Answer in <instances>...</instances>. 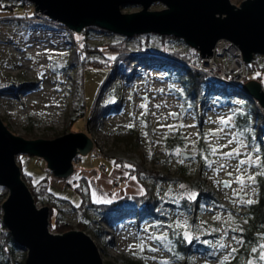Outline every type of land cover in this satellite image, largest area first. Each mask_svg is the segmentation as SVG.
<instances>
[{
    "label": "rangeland",
    "instance_id": "rangeland-1",
    "mask_svg": "<svg viewBox=\"0 0 264 264\" xmlns=\"http://www.w3.org/2000/svg\"><path fill=\"white\" fill-rule=\"evenodd\" d=\"M243 1L232 0L237 6ZM0 2L12 4L16 3V0ZM163 8L162 4H155L152 7L154 10ZM139 10V6L123 8L124 12ZM34 12V8L27 10L24 7H17V13L21 15L31 16ZM34 18L26 17L23 20L13 17L0 18V116L15 135L27 139L52 140L67 133L84 132L94 141V149L86 155H81L78 164L75 162L77 165L74 174L66 179L49 178L44 172V167L48 168L45 160L39 163L38 157L24 154L17 158L23 171L33 176L32 181L35 183L45 177L49 178L47 181L51 191L73 205H80L82 202L83 196L76 187L80 186L84 178L89 182V175L85 172L95 171L100 175L104 173L108 175L114 166L111 158L131 163L141 162L145 168L161 173L166 180L160 184V194L166 200L173 199L178 202L177 200L187 198L191 193H196L195 199L198 198V192L192 189L195 183L212 194V201L207 203L200 200L201 207L196 211L184 209L177 211L168 207L169 219L163 215L158 219L148 218L144 222L138 218H129L121 221L118 226H111L90 211L89 214L95 217V221L89 230L83 231L93 238L105 264H132L131 262L162 264L163 261H167V264H187L188 257L179 259L173 256L175 247L170 239V232L173 229L182 231L183 236L185 232L190 233L191 240H186L188 243L193 242L190 258L196 264H219L232 248L239 251L243 243L236 241H244V231L240 230L243 229L241 222L246 220L244 214L248 211L247 201L258 203L260 200L258 177L264 176L260 175L264 173V162L263 151L255 137L260 126L259 120L253 115L251 129L256 133L251 139L248 133L238 128L236 119L239 112L246 110V105L253 109L257 105L256 102L251 98L242 100L240 97L229 95H209L205 103L204 96L185 100V96L181 95L182 85L171 76L180 74L181 70L173 65H162L163 70L155 68V71L161 72L156 77L155 71L151 68V70L144 68L142 73L139 62L132 59L131 64L140 72L138 71L131 82L124 79L118 67L115 76L111 78L114 64L107 63L108 59L96 49V46L118 43L122 41L121 35L86 29L82 32L70 31L66 27L51 23H45L48 25L44 26L42 23L44 21L40 22ZM73 42L80 48H84L85 43L90 44L94 48L90 54L99 59L101 64L90 63L83 68L85 116L70 124L68 115L78 98L75 86L78 66L70 65L74 55ZM128 47L136 52L149 50L170 57H172L170 53L179 52L187 59L189 57L185 54L189 48L197 50L179 42H164L154 36L148 38L146 34L128 41ZM257 56L260 66H264V56ZM108 57L113 60L117 58L116 55ZM188 66L193 68L190 64ZM110 78L108 86L103 87ZM12 79L18 83H33L35 87L25 92H2L1 84ZM262 80L264 82V73ZM115 94L122 96L124 104L123 109L117 113L124 114L115 118L110 115L103 117L101 126L100 122L95 124L96 127L87 126L90 116L102 117L108 101L116 100ZM142 105L147 107L144 108ZM169 113L178 115L170 116ZM262 113L264 114V109ZM229 117H231L229 125L220 123L221 118ZM165 125H175L178 130L169 129ZM181 125L183 127H180ZM131 127L137 131L140 138L138 145L130 141L117 140L118 130H127ZM218 128H223V131L218 135L212 134ZM178 134L184 142L183 146L177 147L181 149L180 156L174 154L177 148L171 150L167 146V141ZM229 139L233 140L232 144H228ZM221 145L228 146L220 148ZM212 147L218 148L219 151L213 154ZM233 148L241 149L239 157L220 155V152H229ZM184 154H190L192 157L186 158ZM204 157H207V162ZM248 158L255 162L239 165L237 171L238 161ZM180 160H183V163H180ZM80 165L83 172H79ZM103 165L106 166V172L102 169ZM221 165L225 167L221 168ZM180 168H185L187 172L183 173ZM241 175L245 180L243 185L236 179ZM249 176L254 177V182L248 179ZM131 180L134 183L132 193L141 194L143 192L141 183L136 178ZM181 184L186 187L181 188ZM90 187L89 184L85 190L91 193L94 202H111L112 196L100 197L97 195V188ZM120 189L115 192H119ZM45 203L41 201L37 205L48 206ZM60 207L64 210L67 221L74 219L71 216H74L75 211L71 205L62 203ZM70 224L73 230H80L77 222ZM100 227L106 232L105 235L96 233L95 230ZM51 230L60 233L52 228ZM261 234L264 233L258 234L259 243L254 246L257 251L252 252L248 259L255 260L256 264H264V261L258 259L260 245L264 243V235ZM161 235H166L167 239L164 241L150 239L152 236ZM220 243L227 245V248L220 249ZM140 244L144 245L143 251L137 247ZM236 254L237 252L233 254L230 261ZM26 258V249L16 252L17 264H24Z\"/></svg>",
    "mask_w": 264,
    "mask_h": 264
},
{
    "label": "water",
    "instance_id": "water-1",
    "mask_svg": "<svg viewBox=\"0 0 264 264\" xmlns=\"http://www.w3.org/2000/svg\"><path fill=\"white\" fill-rule=\"evenodd\" d=\"M34 4L36 11L82 32L98 26L113 34L133 37L156 33L183 39L210 60L220 40L232 42L247 64L264 56V0H18ZM155 4L163 9L154 10ZM126 6H139L124 12ZM245 91L264 109V85L250 80ZM216 135V134H215ZM94 149L84 132H71L58 138L27 139L15 135L0 116V186L8 189L2 203L3 223L14 241L27 251L25 264H105L93 238L83 230L52 232L51 208L39 207L23 178L18 156L45 160L59 179L75 172V159ZM186 158L192 157L184 154Z\"/></svg>",
    "mask_w": 264,
    "mask_h": 264
},
{
    "label": "trees",
    "instance_id": "trees-1",
    "mask_svg": "<svg viewBox=\"0 0 264 264\" xmlns=\"http://www.w3.org/2000/svg\"><path fill=\"white\" fill-rule=\"evenodd\" d=\"M27 1H18L12 4H2L0 2V18H16L18 20H23L26 17H34V14L31 16H25L24 14L17 13V7L26 6ZM132 6H126L125 8H130ZM44 26L51 23L56 26H63V24L56 23L50 18H46L43 20ZM43 25V24H42ZM68 28V27H66ZM69 29V28H68ZM70 30V29H69ZM102 31L106 33H111L107 30L99 28L98 26H89L86 28V31ZM71 31V30H70ZM85 31V32H86ZM149 37L154 36L160 38L162 41H172L179 42L188 45L183 39L177 38L175 36L168 35H160L156 33L146 34ZM142 36L136 35L133 37L121 36L122 41L104 45V46H96L102 54L105 55V58L108 59L111 65L114 64L113 73L111 78L115 76V70L118 67L121 69V73L124 76V79L128 82H131L132 79L140 72L137 67H133L130 60H136L139 62L140 68H142L141 72L144 73V68H160L162 69V65H173L181 70V73L178 75L172 74L174 78H176L179 83L182 85V94L185 96V100L197 99L200 96H204V101L207 100L209 95H221V96H237L242 98H251L252 101L256 102V107L251 109L246 104V110L244 112H239L236 122L238 124V128L245 133H248V137L253 139L255 130L251 129L253 115L256 116V119L259 120V129L255 134L257 144L260 149L263 151V162H264V114L262 113V107L255 99H253L244 89V85L250 80H257L261 83L264 82L262 80V74L264 73V66H260L258 63V56H255L253 61L248 64V73L244 80V83L240 86H236L233 84H221L210 81L206 78V76L197 69L191 68L188 66L189 59L183 56L179 52H172L170 56H162L160 54H156L154 52L147 51H132L128 47V41L132 39H136ZM148 44V41H147ZM74 47V55L73 59L70 62L71 66H78V72L75 79V86L77 92V101L73 110L68 115V123L74 124L79 118L85 116L86 111V103L84 101V67L88 64H101L99 59H96L93 55L90 54L92 46L90 44L85 43L84 48H80L76 46L75 42H73ZM189 47V46H188ZM106 49V52H104ZM84 50V51H82ZM109 55H116V59H111L108 57ZM80 61V62H79ZM115 61V62H113ZM120 61V63H119ZM186 64V65H185ZM139 71V72H138ZM165 73H168L165 71ZM103 85V87L108 86L109 81ZM35 84L33 83H18L15 80H10L9 82H5L1 84L2 92H14L18 93V91L25 92L27 89L34 88ZM116 95V100H109L104 109V114L101 118L96 117L95 115L90 116L88 118L87 126H95V124H99L101 126L102 118L120 112L123 107V98L122 96ZM117 140L120 141H130L131 143H135L138 145L139 136L137 131L134 128H129L127 130H118L116 132ZM184 142L180 137V134L177 136L170 138L167 141V146L169 149L174 150L178 146H183ZM19 157V156H18ZM81 156H77L75 162L78 163ZM113 160V164L115 166L120 165V168L123 172H125V176H127V181L130 177L136 178L143 188V192L141 194H127L121 198L113 200L108 203H96L93 201L91 193L86 191L85 188H88V180L84 178L81 181L80 186L76 187L82 194V202L80 205H73L64 198H60L56 196L51 191V186L47 181L49 178L45 177L43 180L39 182L32 181V177L29 174H26L22 169V175L27 184L29 185L35 201L39 204L41 201L46 202L45 205H48L51 208V228L57 232L65 233L69 230H73L72 224L66 220L64 217V210L60 207L62 203H68L72 206L76 213V219L78 221L80 230H89L92 223L95 221V217L90 216V211L94 212L97 217H100L108 222L111 226H118L121 221H124L129 218H138L140 221L144 222L148 218L158 219L160 216H164L168 218V207L172 209L178 210H187V211H196L200 206V200H204L207 203L211 202L213 196L211 193L203 190L200 184L195 183L192 185V189L198 192V198L189 199L182 198L181 200H177L176 202L173 199H165L162 197L160 192V184L165 181L166 178L161 173L156 172L155 170H149L145 168L144 164L141 162L131 163L127 160L111 158ZM126 165H132L133 167H126ZM23 168V167H21ZM76 169V165H75ZM180 171L186 173L187 170L185 168H180ZM30 180V182L28 181ZM126 181V182H127ZM258 185L260 190V200L258 203L249 204L248 211L244 214L246 216V220L241 222V227L243 228L244 233V243L242 248L237 252L236 256H234L233 260H231V264H242L245 260H248L252 251L251 248L259 243L258 234L261 232L264 233V176L258 177ZM8 196V189L0 186V264H17L18 260L15 259L16 252L19 250H23L12 238L8 229L3 223V208L2 203ZM174 230V231H173ZM170 232V239L174 244V253L173 256L175 258H187V264H196L194 260H192L191 254L193 251V247L191 243H188L184 238L182 231H175V229ZM98 235H105V231L103 228H98L95 230ZM201 247H203L201 245ZM179 258V259H180ZM132 264H136L131 262ZM25 264V263H24ZM139 264V263H137ZM220 264V263H219Z\"/></svg>",
    "mask_w": 264,
    "mask_h": 264
},
{
    "label": "built area",
    "instance_id": "built-area-1",
    "mask_svg": "<svg viewBox=\"0 0 264 264\" xmlns=\"http://www.w3.org/2000/svg\"><path fill=\"white\" fill-rule=\"evenodd\" d=\"M25 8L27 10H30L32 8L35 9V6L31 2H27ZM34 17H35L34 18L35 20L40 21V22L46 18H49L45 14H42L41 12L39 11L37 12L36 9L34 12ZM220 42H224L225 44H227V48L225 50L218 48V44ZM219 43L214 49L213 55L210 60H203L202 54L199 50H191L189 48V50H187V53L185 54L187 55V57H189V60H190L189 64L194 69H197L200 72H202L206 76V78H208L210 81L221 83V84H233L236 86L242 85L248 73L247 62L245 61L242 54L239 52V50L235 47V45L232 42L228 40H220ZM149 69L150 68H148V70ZM151 69L152 71H155L154 70L155 68H151ZM160 73L161 72L157 70L155 71L154 75L158 77ZM223 111L226 112L227 110H223ZM120 114H124V112L111 114L110 116L112 118H115L116 116ZM41 161L42 159L38 160L39 163H41ZM102 169L106 170V166L103 165ZM44 172L47 174L49 178L55 177L54 174L46 167H44ZM126 181H127V176H122L118 178L115 181V187H117L119 184L125 183ZM70 216L71 215H69V217ZM71 217L74 219L70 218L71 219L70 222L73 223L75 221L78 223L76 219L77 218L76 213H74V216H71Z\"/></svg>",
    "mask_w": 264,
    "mask_h": 264
},
{
    "label": "snow or ice",
    "instance_id": "snow-or-ice-1",
    "mask_svg": "<svg viewBox=\"0 0 264 264\" xmlns=\"http://www.w3.org/2000/svg\"><path fill=\"white\" fill-rule=\"evenodd\" d=\"M142 107H144V108H146L147 106L146 105H142ZM157 107H160L159 105H157ZM169 115L170 116H176V115H178V114H176V113H169ZM220 123L221 124H223V125H229L230 123H231V117H229V118H227V119H224V118H221V120H220ZM166 127H168L169 129H172V130H178L177 129V126H175V125H165ZM180 127H183V125H181ZM223 131V128H218V129H216V130H214V133H212V134H216V135H218L220 132H222ZM197 135H199V134H197ZM234 135V134H233ZM233 143V140L232 139H229V141H228V144H232ZM228 145H221V146H219L220 148H224V147H227ZM241 147H244V145H241ZM211 151H212V153L213 154H216L218 151H219V149L218 148H216V147H212L211 148ZM255 151H259V149H255ZM175 155H177V156H180L181 155V149L180 148H177L176 150H175V153H174ZM220 155H223V156H225V157H239L240 155H241V149L240 148H233L231 151H229V152H220ZM204 159H205V161L207 162V157H204ZM258 159V158H257ZM255 161H253L251 158H248V159H241V160H239L238 161V165H237V171L239 170V165H243V164H252V163H254ZM180 163H183V160H180ZM211 165L209 164V167H210ZM117 167H120V165H117ZM126 167H133L132 165H126ZM223 167H225L224 165H221V168H223ZM229 175H231V173H229ZM260 175H264V173H260ZM133 179H134V177H133ZM238 181H239V183L241 184V185H243L244 183H245V180H244V177H243V175H241V176H238L237 178H236ZM248 179L249 180H252L253 182H254V177H251V176H249L248 177ZM180 187L181 188H184V187H186L185 185H183V184H181L180 185ZM196 193H191L190 195H189V199H195V197H196ZM99 202V201H98ZM247 203H253V201H251V200H249V201H247ZM217 218H219V217H217ZM159 226V225H158ZM240 231H243V229H241ZM261 235H264V234H261ZM184 237H185V239H188L189 241L191 240V235H190V233H188V232H185L184 233ZM150 239H154V240H160V241H164V240H166L167 239V236L166 235H161V236H152V237H150ZM233 239H235V237H233ZM237 243H244V241L243 240H237L236 241ZM137 247H139L140 248V250L141 251H143V248H144V245L143 244H140V245H138ZM219 248L220 249H226L227 248V245H225L224 243H220L219 244ZM260 249H261V252H260V254L258 255V259L260 260V261H264V243H261V245H260ZM153 251H156V249H153ZM251 251L252 252H256L257 251V249L255 248V247H252L251 248ZM236 252H238V249H236V248H232L230 251H228V253H227V255H225L221 260H220V264H231V261H230V258L231 257H233V254L234 253H236ZM213 255H215V253H213ZM162 264H167V261H163L162 262ZM244 264H256V261L255 260H245V262H244Z\"/></svg>",
    "mask_w": 264,
    "mask_h": 264
},
{
    "label": "crops",
    "instance_id": "crops-1",
    "mask_svg": "<svg viewBox=\"0 0 264 264\" xmlns=\"http://www.w3.org/2000/svg\"><path fill=\"white\" fill-rule=\"evenodd\" d=\"M114 165V164H113ZM81 165L79 167V172L81 171ZM107 171V169L105 170V172ZM83 172V171H81ZM87 175H89V184H90V189L91 188H97L96 190L97 195H99L100 197L103 195H107V196H112L113 198H111V201L116 200L118 198H121L127 194H134L132 193V191H134V189L132 188L134 186L133 180H131L130 177L129 180L125 183H129L128 185L124 186L123 184V188L122 185L120 184L119 186L115 187V181L120 178L122 175H125V172H123L120 168H118L117 166H113V170L107 175V174H102L100 175V173H97L95 171H89V172H85ZM86 174H84L86 177H88ZM59 183V182H58ZM92 184V185H91ZM133 184V186H132ZM121 188V189H120ZM118 189H120L119 192H115ZM133 189V190H132ZM96 195V196H97Z\"/></svg>",
    "mask_w": 264,
    "mask_h": 264
},
{
    "label": "bare ground",
    "instance_id": "bare-ground-1",
    "mask_svg": "<svg viewBox=\"0 0 264 264\" xmlns=\"http://www.w3.org/2000/svg\"><path fill=\"white\" fill-rule=\"evenodd\" d=\"M218 48L219 49H223V50H225L226 48H227V44H225L224 42H220L219 44H218ZM94 142V141H93Z\"/></svg>",
    "mask_w": 264,
    "mask_h": 264
}]
</instances>
